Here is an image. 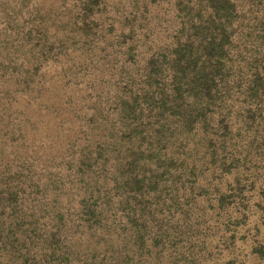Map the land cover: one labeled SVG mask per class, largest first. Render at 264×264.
<instances>
[{"label": "trees", "instance_id": "obj_1", "mask_svg": "<svg viewBox=\"0 0 264 264\" xmlns=\"http://www.w3.org/2000/svg\"><path fill=\"white\" fill-rule=\"evenodd\" d=\"M246 243L264 256V0H0V264Z\"/></svg>", "mask_w": 264, "mask_h": 264}, {"label": "rangeland", "instance_id": "obj_2", "mask_svg": "<svg viewBox=\"0 0 264 264\" xmlns=\"http://www.w3.org/2000/svg\"><path fill=\"white\" fill-rule=\"evenodd\" d=\"M247 249L241 248L239 257L244 260L243 264H264V256H257L256 254H250L249 245L246 243ZM245 251L243 255H241Z\"/></svg>", "mask_w": 264, "mask_h": 264}]
</instances>
